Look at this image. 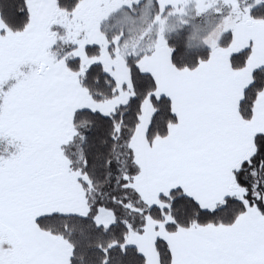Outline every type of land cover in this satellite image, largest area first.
I'll return each mask as SVG.
<instances>
[{
  "label": "snow or ice",
  "instance_id": "6c2138e0",
  "mask_svg": "<svg viewBox=\"0 0 264 264\" xmlns=\"http://www.w3.org/2000/svg\"><path fill=\"white\" fill-rule=\"evenodd\" d=\"M0 264H264V0H0Z\"/></svg>",
  "mask_w": 264,
  "mask_h": 264
}]
</instances>
